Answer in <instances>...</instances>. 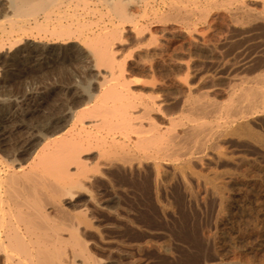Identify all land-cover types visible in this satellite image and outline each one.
I'll return each instance as SVG.
<instances>
[{
	"label": "rangeland",
	"instance_id": "obj_1",
	"mask_svg": "<svg viewBox=\"0 0 264 264\" xmlns=\"http://www.w3.org/2000/svg\"><path fill=\"white\" fill-rule=\"evenodd\" d=\"M161 1L152 3L155 9L152 12L154 11L155 13L156 11L159 16L161 14L163 16L159 17L156 13L154 14L149 10L148 15L144 19L145 22L142 21L145 26L143 28L147 27L146 30H143L145 32L148 31V34L144 31L142 32L145 38L142 34V36L136 37L129 30L123 34V44L118 45H122L118 47L122 50L116 49L117 61L122 60L119 62V68L122 71L121 79L124 81L125 88L128 89L127 91H129L132 100L138 103H151V105L154 103V108L156 109L153 108L152 110L156 111L159 109L157 112L150 110V113L147 112L150 115L146 114L143 116V114V118H141H145V121L151 120L154 124L156 123L157 128L160 127L159 130L164 133L167 130L168 134L165 133V137L171 132H176L177 134V131L180 130L178 134L181 133V140L183 127L193 124L194 121H203L204 119H201V117L198 120L197 117L202 116L201 114L197 116L193 114L192 116L190 110H187L189 103H191L190 100L195 97H198L197 100L201 98L199 101L203 102L209 100L213 103L212 100H214L216 108L219 109L217 107L218 103V106H220V103L221 106L226 105L227 101L231 99L230 95L238 93L244 85H256V78L258 81L260 78H264V0H194L195 6H192V0H190L191 2H186L188 0H177L176 2L175 0V4H181L180 6L182 7V2H184L185 5L183 7L190 9L189 18H185L187 24L183 21L184 18L182 16H177L176 22H173L175 21L172 19L173 17L167 16L165 19L164 17L168 15L169 10L171 11L170 16L175 11L171 9L173 6L171 1L168 0V2L166 0L165 3ZM214 1L215 3L216 1L218 2L213 4ZM235 7H240V10L236 12L234 10L235 14L233 13V15L232 11ZM168 8L169 10H167ZM242 9L243 11L241 12ZM134 11L136 12L137 9ZM163 12L165 13L163 14ZM159 20L161 22H158ZM177 21L182 25H179ZM176 27L179 28L176 29L178 32L171 30V28L175 29ZM185 28L193 31L189 33ZM179 30L182 32L180 33ZM150 31L154 34V38L149 35ZM124 36L127 41L124 40ZM149 36L154 40L148 41L150 39ZM143 39L144 41H142ZM131 40L135 43L133 44ZM31 41L33 40L26 39L23 41L24 44L19 45V51L16 54L20 56L14 54L16 57L12 55L13 58L11 57V60L6 56V53H2L0 56V113L2 112L0 114V124L8 128L1 136L2 138H0V158L8 162L14 160L17 167L22 163V165L28 164L34 158H37V153L43 145L42 143H44V139L40 137L38 139L37 137L34 140L35 146H31L27 151L23 150L22 146L29 136L30 128H37L34 133L38 135L39 131L42 132V135H46V133H43L46 132L44 129L45 125L52 118L67 115L68 119V114L75 110L74 107L77 104L71 101L74 96L72 90H77L82 96L84 95L85 101L88 100L89 95L91 103L94 102L95 106L101 104L99 101V91H101L99 82L102 78L99 76L98 71L94 69V61L88 62L92 59L90 53L85 52V49L83 50L82 46L80 47L76 43H70L73 48L72 54L69 55L65 52L64 46L66 45L58 42L48 43L46 40ZM140 42L146 43L142 45ZM152 42L154 44H151ZM131 44L137 48L135 47L134 50ZM155 44L158 46H155ZM48 46L56 48L59 55L44 53L43 65H34V55H31L34 53H30V50L34 47L41 49ZM151 46L156 48L154 49ZM160 46L162 47L161 50ZM144 48H146V52L142 50ZM119 53H121L120 56ZM82 57L86 58L85 61ZM88 58L90 59L88 60ZM74 60L76 62L73 64ZM136 62H140L138 63L140 65H137ZM2 63L3 65H1ZM65 64L68 66L66 65V67ZM29 65L30 67H28ZM39 66L40 68L37 69L36 67ZM64 70L66 72L61 73ZM21 71L24 74H21ZM126 74L130 75V77ZM125 76L128 77L126 78ZM261 84L264 85V81H261ZM83 86L85 87L83 88ZM92 92H97L98 94L94 95ZM71 94L72 98H70ZM95 96L98 97L96 98ZM154 99L156 100L154 101ZM94 100H97L98 103ZM70 101L74 103V107ZM184 105H188V107ZM78 107L77 105L76 109ZM261 108L260 106L255 109L250 115L252 117L249 116L248 123L251 129L255 133L258 132L259 134H257L261 138L263 136L264 139V107L261 110L262 112H259ZM204 115L203 117H207V120H204L206 124L214 125L216 123L215 121H217L218 117L215 114ZM21 116H24L23 121H20ZM47 116L49 120L46 118ZM189 117L191 119L194 118L191 123L188 122L190 121ZM251 118H254L253 121L255 123L251 121ZM177 120L179 122L183 121V126L180 125L181 123H173ZM178 121L175 123H178ZM170 122L174 124L172 127L175 126L173 131L172 128L171 131L169 130ZM250 122H252L251 125ZM67 127L68 124H65L64 128L66 129ZM162 128L164 129L162 130ZM222 132L225 134L224 131H221V135L215 138L216 141L213 140L215 145L218 144L216 147L219 149L214 148L213 142L207 141L201 150L196 147L197 142L195 143L194 140H192L194 141L193 144L190 140L182 138L184 140L180 141V144L178 143V149L181 147V150L185 148L182 150L183 152L189 151L191 152L189 154L193 155V157L197 155L198 160L195 159L196 157L188 160L187 158L190 155H183L184 153L181 150L179 151L182 153L177 150L176 152L174 151V154L170 150L168 152L165 151V154L162 151L159 156H165L160 158L159 163H162V166H160L155 161L154 156L157 153L153 152V149L143 150V152L135 149L134 152L136 154L133 152L134 155L132 154L129 162H117L110 166L101 164L95 171H91L92 169L88 170L89 172L87 171V173L90 179L83 182V186L78 189L74 197L61 198L59 196L61 201H57L59 199L58 196H50V199L48 197L49 200H54L58 203V206L51 205L50 201L46 199L48 200L46 204H50L45 205V212L49 213L46 215L48 216L46 219L48 225H51V229L54 228V230L56 226L63 229H56L55 231L52 229V231L46 227L45 232L44 227L43 231H38L39 235L47 233L55 235L56 231H58L57 235L62 236V240H60V243L57 241L56 245L59 247L61 244L62 248H57V250L60 253L62 252L64 256L66 255L65 257L69 264L71 263L70 261H73V264H78L79 261V264H87L88 262L93 264H229V262L230 264H264V143L260 141V137L257 139V137L247 134L232 135L229 131L228 133L226 132L227 137H225L226 135L224 136ZM209 145L215 151L218 149L217 153ZM198 149L202 152L198 151L196 154ZM203 151L209 153V157ZM219 152L222 153L221 157L218 154ZM95 153L93 152L92 154L95 156ZM92 154L90 156H93ZM198 154H200L201 163ZM138 160L141 162L139 163ZM180 162L185 163L180 165ZM182 165L183 167H180ZM133 166L135 167L133 168ZM135 168L137 169L134 170ZM104 171L109 174L103 173ZM214 173L217 174L214 175ZM187 174H189V178ZM198 175L202 176V178L206 175L207 178L220 177L214 180L217 184H221L219 192H213L211 187L205 185L203 181L195 182L194 179L197 181L196 177ZM178 176L180 177L178 178ZM154 178L156 181H154ZM184 179L187 181L185 180L186 182H184ZM189 181L193 183L190 182V185ZM187 183L189 185L186 186ZM222 185L224 187H221ZM76 202H78L77 206L75 205ZM68 203L69 206H67ZM74 205L76 206L74 207L76 208L75 210H73ZM54 206H56L57 210ZM59 206H62L61 209L63 211H58ZM57 211L59 212L58 214ZM63 212H66V218L70 217L68 218V225L70 228L72 227L71 230L67 225V219L63 218ZM50 213H53L52 216ZM51 217L55 221L57 220L58 224L51 220ZM60 217L61 219H59ZM71 217H73V222L71 221L69 224ZM51 221L55 222L56 225ZM74 222H77L75 226L73 225L75 224ZM77 225L78 228L76 229ZM66 228L68 229L64 231ZM21 230L25 236L27 235L26 237H29V234L25 233L24 226L21 227ZM72 237L76 239V243H74L75 240H71L73 239ZM80 240L83 241V244H79ZM67 241H71L76 247ZM64 245L66 249H64ZM82 245L85 246L87 251L83 250L82 247L84 246ZM9 248L11 249H4L6 252L0 249V258L2 259H0V264H12V262H14L13 264H22L21 262L24 259H28L26 253L20 251L21 254H19V252H15L16 249L12 250V247ZM63 249L67 252L66 254L63 253L65 252ZM3 251L8 254V257L10 252L13 261L8 257L6 258L7 254H4ZM76 252L81 253V255L76 254ZM71 253L78 256H73ZM4 255H6L5 258ZM16 255L17 257H14ZM83 258L86 260L84 261ZM20 259L21 261H17Z\"/></svg>",
	"mask_w": 264,
	"mask_h": 264
},
{
	"label": "bare ground",
	"instance_id": "obj_2",
	"mask_svg": "<svg viewBox=\"0 0 264 264\" xmlns=\"http://www.w3.org/2000/svg\"><path fill=\"white\" fill-rule=\"evenodd\" d=\"M156 1H159V0H0V56L2 53H6V56L11 60L12 55L13 56H14V54L16 56L18 55V54H16L19 51L18 47L26 39H32L33 41H38V40L44 41V40H46V41H48V43L49 42H52V43L58 42L62 45H66V46H64L65 52L69 55L72 54L71 51L73 48V47H71L72 44L70 45V43H74V44L76 43V44H79L80 47L82 46L81 48H83V50L85 49V52L87 51L88 53L91 54L92 59H90L91 57L88 58V60L90 59L88 62H90L91 60L94 61V63L92 62L94 64V69H96L98 71L99 76H101V78H102V80L100 82L96 81V82H99V86L101 87V91H99L100 92V96H99L100 100L99 101L101 102L100 105L95 106L94 102L91 103V99H90L91 97L88 94H87L88 100L85 101L84 95L82 96L81 93H79V91H77V90L76 91L72 90V92H74V96H73V100H71V101L76 102V104L79 107L76 109L77 105H76V107H74V103H72L70 101L73 104L72 106L75 108V110L73 111L71 109L72 110L71 112L69 110L70 113L68 114V119H67V115H64V116L60 115V116L52 118L49 121V123L45 125L46 127L44 129L46 130V132H43V133H46V135H42L41 131H39L40 133L38 135V134L34 133V131L37 130V128L36 129H35V127L30 128L31 129L29 131L30 133H28L29 136L24 141L22 148L24 151H27L31 146H33L35 144L34 140L37 137H38V139H39V137L44 139V143H42L43 145L41 146V148L39 149V151L37 153V156H36L37 158H34L31 162L28 161L29 162L28 164L22 165L23 164L22 163V164H20L19 167L15 166L14 160L12 162H8L7 160L4 161L0 158V249L6 250L7 248L11 249L9 247H12V250L16 249L15 252L17 251V252H19V254H21L20 251L26 253L28 255V259L23 260V258H21L23 260L21 262L22 264H69V262L66 260V257H65L66 255L64 256L62 254V252L60 253L57 250V248L61 247L60 246L61 244L59 245V247H57L56 242L59 241L58 243H60V240H62V236L60 237L59 235H57L58 231H56L57 233L55 232L56 233L55 235L48 234V233L39 235L38 231L40 232L44 227H45V229H44L45 232H46L47 228H48V230L51 229V225L49 226L47 223V220H46L48 217L46 215L49 213L45 212L46 211L45 205L47 206L49 204V203L46 204V201L48 202V200L51 198L50 196H58V197L61 196V198H63V197H74L76 195V192L78 191V189L83 186V182L85 180L90 179V176L87 173L88 170L92 169L91 171H95V169H97L98 166H101V164L110 166V165H114L117 162H124V163L129 162V159H130V157H132V154L135 151V149H139V151L142 150V152H143V150L147 151V150L153 149L152 151L157 153L156 156L153 155L155 157V161H156V163H159V160L162 157V156L161 157L159 156V153L162 154L161 153L162 151L164 153L165 151L168 152L170 150L171 152L173 151V154H174V151L176 152L177 150L178 151L181 150L182 147L180 146L181 148L179 147L180 149H178L177 146L180 144V141L184 140L185 138L190 140L192 143L194 141H195V143L197 142L196 147L202 150V147L205 146L207 141L208 142H213V140L216 141L215 138L217 136L221 135L220 134L221 131L225 132L226 130H227L226 131L227 133L229 131V133H232V135L247 134L249 136H254L255 138L257 137V139H258V137H260V135H258L259 134L258 132L255 133L251 129V126H249V123H248V121H249L248 119H249V116L255 111V109H257V107H260V106L262 108L264 107V85L261 84V81H264V78H262V79L260 78L261 80L259 79V81H258V79L255 77L257 80L256 85H251V84L249 86L244 85L242 88H240V91H238V93L233 92L234 94L230 95L231 99H230V101H227L226 105H224L222 103L224 106H221V103H220V106H218L219 103L217 104V107H219V109L216 108V106L214 104L215 101L212 99H210V100H212L213 103L210 102L209 100L205 101V102L199 101L201 98H199V100H197L198 97L197 98L195 97L193 99L194 101L190 100L191 103L188 102L189 100L186 101L189 103V108H187V110L188 109L190 110V112L192 113V116H193V114H195L194 116L201 114L202 116L197 117L198 120H200L199 118H201V117H202L201 119H203V118L204 119H203V121L202 120L197 121V122L194 121L193 124L188 125V126H185V122H184V126L186 128L183 127L184 130L182 128V131H181L182 136H183L182 138H184V139L181 138V140H180L181 133L178 134L180 130L177 131V134H176V132L175 133L171 132V133H169V135L167 137H165V133H167V130L164 133L161 130H159L160 127L157 128V126L155 125L156 123L154 124L151 120L145 121V118L142 119L143 114H144L143 116H145L146 114L150 115L149 111L150 110L153 111L152 109L154 108V103L151 105V103H138V102H135V100H132V98L129 94V91H127L128 89L125 88L126 86H125L124 81L121 79V75H122L121 72L122 71L119 68V66H120L119 62H121L122 60L119 62L117 61L118 56L116 53L117 52L116 49L118 47L122 46V45L121 46H118V45L123 44L122 43L123 34H125V32H127L128 30L130 31V33L133 32L136 37H139L141 34L143 35L142 32L144 30H146L147 27L145 29L143 28L144 24L142 21H144V19L148 15L149 10H151V12H152V10L154 9V6L152 3L156 2ZM163 1L165 3L166 0H162L161 2H163ZM169 1L172 2L171 4L173 6L171 9H173L175 11L174 12L175 16H173L174 14L171 16L169 15L171 13V11L168 8L167 10H169V13H168V15H166V17H164L165 19L167 18V16H169L170 18L173 17L172 19L175 20L173 22H176L177 16H182L184 18L183 21H185V18L186 19L189 18V16H190L189 10L190 9L188 10V9H186L188 7H186V8L183 7V5H185L184 2H182V7H181L180 6L181 4L180 5L175 4L177 2V0H176V2H175V0H169ZM189 1L190 0H188L186 2H189ZM193 1L194 0H192V3H193ZM197 1H199V0H197ZM217 2L218 1H216V3ZM194 3L192 4V6L194 5ZM216 3L214 1L213 4H216ZM210 4L212 5V3H210ZM155 5H157V4H155ZM159 7H160V5H159ZM168 7H170V6H168ZM193 8H195V7H193ZM241 8H243V7H241ZM135 9H137L136 12L134 11ZM157 9H159V8H157ZM167 10H166V12H167ZM198 10H199V8H198ZM198 10H196V11H198ZM234 10H235V12L239 11L240 7H237V8L235 7V9H233V11H232V14L234 13ZM242 11H243V9L241 10V12ZM244 12H245V10H244ZM152 13H154V11ZM155 13H156V11H155ZM164 13L165 12H163V14ZM154 16H153V19H154ZM192 17H193V15H192ZM159 19H161V18H159ZM162 20H163V17H162ZM158 22H161V21L159 20ZM177 23L179 24V21H177ZM185 23L187 24V20L185 21ZM150 24H151V21H150ZM179 25H182V24H179ZM188 26H189V23H188ZM166 27H167V25H166ZM173 27H175V26H173ZM169 28H170V26H169ZM172 28H171V30L179 29L177 27L175 29H172ZM187 29H189V27H187ZM162 30H164V29L162 28ZM187 31L190 33L193 30L192 31L187 30ZM147 32H145V33H147ZM179 32L181 33L182 31L179 30ZM184 32L186 33L185 30H184ZM149 35H151L154 38V34H152V32ZM151 36H149L150 39H148V41L152 39ZM143 37H144V35H143ZM124 38H125V36H124ZM126 39L127 38H125L124 40H126ZM128 39H129V36H128ZM130 39H133V38H130ZM152 40H154V39H152ZM33 41H31V42H33ZM142 41H144V39ZM153 42L151 44H154ZM28 43H29V41H28ZM134 43L135 42H133V44ZM143 43H141V44L144 45L146 42L144 44ZM133 44H131V45L133 46ZM147 44H146V46H148ZM156 45L157 44H155V46ZM139 46H141V45L139 44ZM153 46H151V47H153ZM50 47H52V46H48V47L41 48V49L34 47L33 49L30 50V53H34V54H31V55H34L33 56L34 57L33 58L34 65H38V64L43 63V59L45 58L44 53H50V54L56 55V56L59 55V52L56 50V48L54 49V48H50ZM133 47L135 50L136 46H133ZM151 47H150V49H151ZM120 49H119V51H120ZM145 49L146 48H144L142 50H144L146 52ZM150 49H149V51H150ZM161 49H162V47L160 46V50ZM26 50H28V49H26ZM123 51H124V49H123ZM152 51H154V50H152ZM78 52H80V51H78ZM81 52H82V50H81ZM132 52H134V51L132 50ZM74 53H76V52H74ZM82 53H84V52H82ZM135 53H137V52H135ZM120 55H121V53H119V56ZM147 55H148V52H147ZM16 56H14V57H16ZM18 56H20V55H18ZM77 56H81V55H77ZM86 56H87V53H86ZM3 57H4V55H3ZM49 57H53V56H49ZM5 59H7V58H5ZM15 59H13V60L16 61ZM74 59H75V57H74ZM85 59H84V61H85ZM75 62L76 61L74 60L73 64ZM4 63H6V62L4 61ZM138 63H140V62H138ZM138 63H137V65H140ZM28 64H32V63H28ZM1 65H3V63ZM14 65H15V63H14ZM59 65H57V66L60 68ZM66 65L67 64H65V66ZM91 66H93V65L91 64ZM28 67H30V65ZM13 68H16V67H13ZM36 68L38 69V68H40V66L36 67ZM61 69H62V67H61ZM56 70H58V69H56ZM102 71H104V72H102ZM62 72L64 73L66 71L64 70V71H61V73ZM35 73H37V72H35ZM21 74H24V73L22 72ZM126 75H128V74H126ZM94 76H95V73H94ZM128 76L130 77V75H128ZM128 76H125V77L127 78ZM9 77H10V75H9ZM128 81H130V80H128ZM252 81H254V80H252ZM72 86H74V85H72ZM84 87L85 86H83V88ZM88 87H89V85H88ZM83 88H81V89L83 90ZM128 88H130V87H128ZM76 89H77V87H76ZM79 90H80V88H79ZM88 90H89V88H88ZM235 92H237V91H235ZM92 93H94V92H92ZM96 94H98V93L97 92L94 93V95H96ZM229 94H230V92H229ZM95 97L97 98L98 96H95ZM70 98H72V94H71ZM134 99H136V98H134ZM97 100H94V101L97 102ZM155 100L156 99H154V101ZM152 101H153V99H152ZM155 104H156V102H155ZM185 107H188V105ZM262 108L260 109L259 112H262L261 111ZM154 109H156V108H154ZM157 111H159V109L156 111H153V112H157ZM147 112H149V113H147ZM21 114H22V112H21ZM187 114H188V111H187ZM204 114H206V116H207V114L208 115L215 114L216 117H218L217 121H215L214 116H213V120L216 123L213 121L215 123L214 125L213 124L212 125L206 124L204 120L207 117H203ZM257 114L259 115V113H257ZM250 117H252V116H250ZM20 118H21L20 121H23L24 116H21ZM46 118L48 119V116ZM189 118H190V121H188V122L191 123V120H193L194 118L193 119H191V117H189ZM254 118L256 119V117H254ZM185 119H186V115H185ZM253 119L251 118V121H253ZM12 120L14 121V119H12ZM177 121H174V122L172 121V122L174 124L181 123L180 125L183 126V124H182L183 121L182 122L178 121V123H175ZM255 121H257V120H255ZM172 122H170V124ZM9 123H11V122H9ZM65 124H68V127L66 129L64 128ZM174 124H171L170 128L167 126L170 131H171V128H172V131H173V128H175V126L172 127ZM251 124H252V122H250V125ZM41 125H43V124H41ZM7 129L8 128L6 126L0 124V138H2L1 136L7 131ZM163 129L164 128H162V130ZM36 132H38V131H36ZM226 132H225V134L222 132L224 134V136L226 135L225 137H227ZM48 134H50V135H48ZM232 135H229V136H232ZM192 140H194V141H192ZM219 140H218V142H219ZM260 141H263V143H264L263 136H262ZM259 143H261V142H259ZM210 145H211V143H210ZM214 145H215V143H214ZM216 145H218V144H216ZM216 145L214 146V148L216 147ZM209 146H208V148H209ZM210 148L212 149L213 147L210 146ZM214 148H213V150H214ZM216 148H218V147H216ZM184 149H182V150H184ZM199 149L197 150V152L195 151L196 154L198 153V151H201ZM208 150H210V149H208ZM93 152H96L95 156L92 154ZM148 152H147V154H148ZM182 152L179 151V153H182ZM203 152H205V151H203ZM183 153H184L183 155H190L191 154V152H189V151L188 152L186 151ZM205 153H207V152H205ZM90 154H92L93 156H90ZM208 154L209 153H207V155ZM218 154H220V157H221L222 153L219 152ZM199 155L200 154H198V156ZM207 155L205 154V156H207ZM151 156H152V154H151ZM164 156L162 158H164ZM181 156H182V154H181ZM202 156H203V154H202ZM205 156H204V158H205ZM136 157H135V159H137ZM175 157H176V155H175ZM177 157H178V155H177ZM195 157H193V155L192 156L190 155V156H188L187 159L188 160L194 159ZM207 157H209V155ZM140 158H142V157H140ZM131 159H134V158H131ZM195 159H197V157ZM144 161H145V159H144ZM181 161H182V159H181ZM199 161H200V163L202 161V160H200V156H199ZM140 162L141 161H139V163ZM175 162H177V160H175ZM130 163H132V162H130ZM183 163H185V162H183ZM183 163L180 162L179 164L181 165ZM161 164H160V166H162ZM163 164H164V162H163ZM135 166H136V164H135ZM135 166H133V168ZM150 166H153V165H150ZM180 167H183V165ZM148 168H151V167H148ZM163 168L167 169L166 167H163ZM136 169L137 168H135L134 170H136ZM159 169H161V168H159ZM106 170H107V168H106ZM112 171H113V168H112ZM175 171H177V170H175ZM190 171H191V169H190ZM190 171H189V174H190ZM192 171H194V170H192ZM183 172H185V171H183ZM103 173L109 174L105 171ZM186 173H188V171H186ZM171 174H173V173H171ZM189 174H187L188 176L186 175L188 178H189ZM194 174L196 175V173H194ZM200 174H201V172H200ZM216 174L214 173V175H216ZM206 176L204 178H202V176L198 175L196 177L198 180L196 181L194 179V181L195 182H198L199 180L203 181L205 183V185H207V186L209 185L211 187L213 192L218 193L219 192V186L221 184L220 185L217 184L214 180L219 179L220 177L214 178L215 176L212 175L213 178H211V177L207 178ZM209 176H211V175H209ZM179 177L180 176H178V178ZM180 180H182V179H180ZM185 180L186 179H184V182L187 181V180L186 181ZM190 180H192V178H190ZM95 181H97V180H95ZM154 181H156L155 178H154ZM86 182L88 183V181H86ZM184 182L182 181V183H184ZM190 182L193 183L192 181H189L190 185H191ZM220 183H221V181H220ZM160 184H161V182H160ZM189 184L187 183L186 186ZM221 187H224V185H222ZM85 189H87V188H85ZM211 194H214V193H211ZM48 197H49V199H48ZM61 198L59 197V199H57V201L60 200ZM46 199H48V200H46ZM49 201H50L51 205L58 206L57 205L58 203H56L54 200H52V201L49 200ZM60 201H59V204H60ZM62 202H63V200H62ZM77 203L78 202H76V204H75L76 206H77ZM93 204H94V202H93ZM75 205L73 206V208L76 207ZM56 206H54V207L56 208ZM67 206H69V203ZM59 207H58V211L59 212L63 211V209H61L62 206L60 208ZM75 209L76 208H74L73 210H75ZM48 210H49V208H48ZM56 210H57V208H56ZM58 211H57V214L59 213ZM66 212H63L64 216H65ZM52 214L53 213H50L51 216H52ZM67 214H69V213L67 212ZM55 215H56V213H55ZM64 216H63V218L65 219L67 217V215L65 217ZM72 216H73V214H72ZM61 217H62V214H61ZM61 217L59 219H61ZM68 218H70V217H68ZM68 218H66L67 220L65 219L67 221V225H68ZM72 218L73 217H71L69 224L71 223ZM51 220L55 221V219L54 218L52 219V217H51ZM64 221H63V223H64ZM48 222H49V220H48ZM51 222L53 223V221H51ZM81 222H83V221L81 220ZM56 223H55V225H56ZM63 223H61V224L63 225ZM74 223L75 224H73V223L72 224L75 226L77 222H74ZM21 225L24 226V230L26 231L25 233H28L29 237H26L27 235L25 236L22 233L23 229L21 230V227H23V226H21ZM46 225H48L50 228ZM78 225H77L76 229L78 228ZM55 228L59 229V230L63 229V228L60 229V227L58 228L57 226ZM69 228H70V226H69ZM71 228H70V230H71ZM52 229L54 230V228H52ZM67 229L68 228L64 229V231ZM52 231H51V233H52ZM45 232H42V233H45ZM66 234L68 235V233H66ZM67 235H66V237H67ZM73 237H75V236L73 235ZM63 238H65V237H63ZM67 239H68V237H67ZM71 240H75L74 243H76V239L73 238ZM81 241L82 240L79 241V244H83V241L82 242ZM67 242H71V241H67ZM74 243H72V244H74ZM30 245H32V246H30ZM74 245H72V246H74ZM82 246H84V245H82ZM74 247H76V245ZM82 248H83V250L87 251L85 246ZM64 249H66L65 245H64ZM4 251H3V253H4ZM11 253H12V251H11ZM11 253L9 252V257H8L7 253H4V254H7V256L4 255V258L6 256V258L8 257L10 260L13 261V259H11L13 257L10 256ZM63 253L66 254L67 252L65 251ZM76 254L81 255V253H79V252L78 253L76 252ZM76 254H72V255L73 256L75 255L77 257L78 255H76ZM17 255H18V253H17ZM17 255L14 257H17ZM80 255H79V258H80ZM18 258H20V257H18ZM21 259L17 260V261H21ZM83 260H84V258H83ZM70 262L72 263L73 261H70ZM81 262H82V260H81ZM87 262H88V260H87ZM13 263L14 262H12V264ZM75 263H77V262H75ZM79 263H80V261H79ZM91 263H89V264H91ZM229 264H230V262H229Z\"/></svg>",
	"mask_w": 264,
	"mask_h": 264
}]
</instances>
